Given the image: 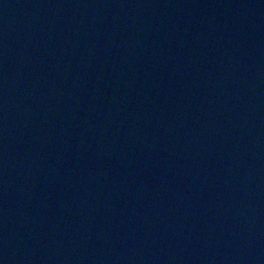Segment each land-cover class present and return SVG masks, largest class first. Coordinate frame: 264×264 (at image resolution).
Wrapping results in <instances>:
<instances>
[{"label":"water","instance_id":"obj_1","mask_svg":"<svg viewBox=\"0 0 264 264\" xmlns=\"http://www.w3.org/2000/svg\"><path fill=\"white\" fill-rule=\"evenodd\" d=\"M0 264H264V0H0Z\"/></svg>","mask_w":264,"mask_h":264}]
</instances>
